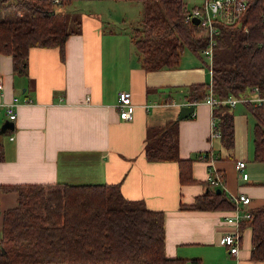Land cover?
Returning a JSON list of instances; mask_svg holds the SVG:
<instances>
[{
  "label": "crops",
  "instance_id": "1",
  "mask_svg": "<svg viewBox=\"0 0 264 264\" xmlns=\"http://www.w3.org/2000/svg\"><path fill=\"white\" fill-rule=\"evenodd\" d=\"M65 9L80 12V19L63 53L58 47L30 48L25 76L14 74L11 57L0 54V185L117 184L124 198L163 212L167 258L186 260L183 264H264L250 259L246 220L228 222L236 214L233 207L180 208L215 188L213 174L223 176L228 197L249 196L248 209L264 204V162L253 158L255 118L247 106L232 108L234 146L223 148L213 135L212 105L189 102L191 86L212 79L200 55L185 49L174 69L140 67L128 20L139 17L141 0H71ZM22 13L13 0L0 3L1 18ZM120 91L131 94V120L121 119L115 107ZM14 97L32 102L15 105L11 121L5 107ZM184 105L194 109L180 118ZM6 121L12 127L2 128ZM158 127L171 134L179 159L192 160L194 183L180 184L176 161L146 157L147 143L157 138H149L151 129ZM205 154L207 159L199 157ZM237 161H244L247 180L239 178ZM16 205V193L0 189V233L3 211ZM232 232L239 236L237 254L219 242Z\"/></svg>",
  "mask_w": 264,
  "mask_h": 264
},
{
  "label": "trees",
  "instance_id": "2",
  "mask_svg": "<svg viewBox=\"0 0 264 264\" xmlns=\"http://www.w3.org/2000/svg\"><path fill=\"white\" fill-rule=\"evenodd\" d=\"M7 0H0L5 2ZM71 0H13L22 10L16 19L0 17V54L9 55L14 74L25 76L32 47H58L79 30ZM63 5V10L61 9ZM142 18L132 29V43L145 71L174 69L185 49L197 53L203 45L199 25L186 22L185 0H141ZM78 12V11H77ZM77 19V21L75 20ZM212 96L216 100L264 94V0H250L241 20L220 26L212 63ZM207 84L190 88L189 102L203 101ZM255 118L253 158L264 162V114L246 104ZM212 120L223 148L234 146L232 108L212 107ZM165 128H152L146 157L176 161L179 182L194 183L192 160L178 158L176 142ZM168 130V129H167ZM209 154L200 155L207 159ZM4 150L0 144V161ZM15 192L17 205L2 213L0 264H183L164 253V214L142 201L128 200L117 184L65 183L0 185ZM196 196L187 210H229L233 204L222 187ZM252 261H264V204L250 209Z\"/></svg>",
  "mask_w": 264,
  "mask_h": 264
},
{
  "label": "built area",
  "instance_id": "3",
  "mask_svg": "<svg viewBox=\"0 0 264 264\" xmlns=\"http://www.w3.org/2000/svg\"><path fill=\"white\" fill-rule=\"evenodd\" d=\"M202 3L199 6L194 5L190 11L185 15L186 22H192L194 19H198L199 33L198 38L203 45L197 49V54L200 55L208 71L212 72V63L214 55V47L216 45V37L219 35L220 26L231 25L241 20L242 16L246 12L250 0H201ZM212 80V79H211ZM2 88V82L0 81V89ZM203 101L208 104L215 105L217 103L228 104L233 108L236 104L242 103L244 105H253L259 108L264 114V94L260 93L257 87L246 95L240 97H228L224 100H216L212 96L211 83L208 85V93L205 95ZM31 98L19 100L14 97L11 102L6 104L5 110L8 119L13 121L16 118L14 111L15 105L19 103H31ZM115 107L118 111L119 117L123 120H131L135 109V105L131 100V94L128 91H120L117 96ZM213 135L219 136V131L215 130L213 121ZM236 169L238 170V176L242 180L248 179V174L245 172L244 161H237ZM211 172V171H210ZM211 184L213 187L223 186V176L220 174L211 175ZM233 204L234 211L236 212L233 219H228V222L235 221L236 224L241 219L249 220L251 218L250 209L248 206L251 203L250 197L243 193H238L229 197ZM238 240L239 236L237 232L226 233L221 236L220 244L225 246L229 253L237 254L238 252Z\"/></svg>",
  "mask_w": 264,
  "mask_h": 264
},
{
  "label": "rangeland",
  "instance_id": "4",
  "mask_svg": "<svg viewBox=\"0 0 264 264\" xmlns=\"http://www.w3.org/2000/svg\"><path fill=\"white\" fill-rule=\"evenodd\" d=\"M186 1V7L188 9V11H190V9H192L194 7V5L196 6H199L202 1L201 0H185ZM80 12H74V15L75 17H77V19L79 20L80 19ZM24 14V13H23ZM142 18V11L139 15V17H136V15H133V17L131 19L128 20L129 23L133 24L132 26H135L138 24L139 20ZM77 19H75L77 21ZM135 20H136V23H135ZM190 51L189 49H186L185 52H188ZM239 104H242V103H239Z\"/></svg>",
  "mask_w": 264,
  "mask_h": 264
},
{
  "label": "water",
  "instance_id": "5",
  "mask_svg": "<svg viewBox=\"0 0 264 264\" xmlns=\"http://www.w3.org/2000/svg\"><path fill=\"white\" fill-rule=\"evenodd\" d=\"M193 21H194L195 24L198 23V19H194ZM193 109H194L193 105H184V106H182L181 109H180L179 117L181 118V117L187 116L188 113L193 112ZM8 127L9 128L12 127V122L11 121H6L3 124V126H2V128H4V129L8 128ZM216 193H220V189L219 188L216 189Z\"/></svg>",
  "mask_w": 264,
  "mask_h": 264
}]
</instances>
